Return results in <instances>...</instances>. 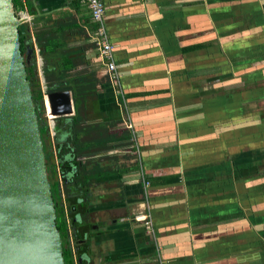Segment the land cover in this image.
<instances>
[{"label":"crops","instance_id":"obj_1","mask_svg":"<svg viewBox=\"0 0 264 264\" xmlns=\"http://www.w3.org/2000/svg\"><path fill=\"white\" fill-rule=\"evenodd\" d=\"M102 2L117 80L84 6L18 12L51 35L55 80L76 84L61 89L73 114L46 123L53 146L78 132L67 187L92 264H264V0Z\"/></svg>","mask_w":264,"mask_h":264},{"label":"water","instance_id":"obj_2","mask_svg":"<svg viewBox=\"0 0 264 264\" xmlns=\"http://www.w3.org/2000/svg\"><path fill=\"white\" fill-rule=\"evenodd\" d=\"M23 21L12 0H0V264H64L21 52ZM46 98L54 118L73 114L69 91L50 92Z\"/></svg>","mask_w":264,"mask_h":264},{"label":"trees","instance_id":"obj_3","mask_svg":"<svg viewBox=\"0 0 264 264\" xmlns=\"http://www.w3.org/2000/svg\"><path fill=\"white\" fill-rule=\"evenodd\" d=\"M13 7L16 13L23 11L24 9L28 12L29 15L35 16L36 12H33L31 10V6L29 3H27L25 6L22 4V0H12ZM30 22L26 21L23 22L19 26V39H20V45H21V52L23 56L25 57V68H26V73H27V78L30 82V89H31V96L33 103L35 105V110L37 114V119H38V125H39V131L41 134V140L43 144V151L45 155V163H46V171H47V178L50 183V190H51V195L52 199L54 201L55 205V214H56V225L57 229L60 234V238L62 240V247H63V260L64 264H74V261L71 257L70 251L64 247L63 241L66 236L65 232V223H64V214H63V209L60 206V196H59V190H58V182L57 181H52L50 180V174L54 176V167L55 164L51 165V161L53 158V152L51 150V140L48 137V128L47 124L45 123V119L43 117V103H42V89H41V84H40V79L38 76V68H37V62H36V57H35V47L37 48L38 55L40 56L41 59V65H40V70H41V75L43 78V83L45 85V91L50 93V92H55L57 91H62L61 89L64 87L70 88L72 95H76V86L75 83H72L70 80H55V73L53 71L48 70L47 64H46V59H47V54H52L50 50H48V47L50 45V41L52 38L50 34L47 33L45 24H41L40 26L37 24V22H33L30 24ZM50 33V32H49ZM56 46L59 48L61 47V42L59 44H56ZM65 84V85H64ZM57 85V87H54ZM60 85V86H58ZM62 85V86H61ZM68 90V89H66ZM74 121L75 117L72 116V122L68 126L70 128L71 125L73 124L74 126ZM74 132V135L69 138V141L67 144H64L62 146H59L56 142L54 144L55 146V154H57V165L59 166V170L63 175H67L68 171L70 170V165H79V158L77 154V134L78 132ZM72 144V145H69ZM73 146H76V150ZM73 147V149H72ZM72 150L71 154L75 156V159L73 161H66V153ZM55 157V156H54ZM52 170V171H51ZM79 179L76 177L75 180ZM85 186V185H84ZM73 199V198H72Z\"/></svg>","mask_w":264,"mask_h":264},{"label":"flooded vegetation","instance_id":"obj_4","mask_svg":"<svg viewBox=\"0 0 264 264\" xmlns=\"http://www.w3.org/2000/svg\"><path fill=\"white\" fill-rule=\"evenodd\" d=\"M19 15V13H17ZM22 16V15H21ZM52 152H56L55 147L51 146ZM56 155V154H55ZM55 164L54 167V176L50 174V180L58 182V192L60 196V206L63 209L64 214V223H65V232L66 236L64 238L63 244L64 247L70 251L71 257L74 261V264H92L90 256L86 253L84 249L85 232H82L83 219L81 215H77L79 212H83L78 208L80 202H82V198L80 199H71L76 197V190L70 192L68 190L67 185L74 184L78 180H75L78 177V166L70 165V170L67 175H63L59 170V166L57 165V159L52 158L51 165ZM52 171V170H51ZM84 190L82 189L81 194H83ZM75 200V201H74ZM84 233V234H83ZM62 244V240H61ZM63 251V247H62Z\"/></svg>","mask_w":264,"mask_h":264},{"label":"built area","instance_id":"obj_5","mask_svg":"<svg viewBox=\"0 0 264 264\" xmlns=\"http://www.w3.org/2000/svg\"><path fill=\"white\" fill-rule=\"evenodd\" d=\"M66 1L84 6L87 9L90 20L94 25V43L98 48L99 56L104 61L106 70L110 73L111 78L117 80L116 64L113 56V45L109 41V36L103 21L104 4L102 0H66ZM19 17L24 20L23 22L30 21V18L28 16L27 17L23 15L21 16V14H19ZM40 64H41V60H40ZM40 84L43 94L42 101L44 107V117L46 118V120L51 121L53 119V116L50 115L43 81L40 82ZM141 183L143 187L146 189L148 186V182L144 178H142ZM133 219L135 221L142 222L147 226L151 225L150 218L147 215H138L135 216Z\"/></svg>","mask_w":264,"mask_h":264},{"label":"rangeland","instance_id":"obj_6","mask_svg":"<svg viewBox=\"0 0 264 264\" xmlns=\"http://www.w3.org/2000/svg\"><path fill=\"white\" fill-rule=\"evenodd\" d=\"M35 57H36V62H37V68L39 69V67H40V56L38 55V52H37V48L36 47H35ZM38 75H39V70H38ZM40 82H42V80H40Z\"/></svg>","mask_w":264,"mask_h":264},{"label":"clouds","instance_id":"obj_7","mask_svg":"<svg viewBox=\"0 0 264 264\" xmlns=\"http://www.w3.org/2000/svg\"><path fill=\"white\" fill-rule=\"evenodd\" d=\"M41 60V59H40ZM47 94V93H46ZM42 103H43V101H42ZM43 111H44V107H43ZM43 115H44V112H43ZM44 117V116H43ZM54 118V117H53ZM44 119H45V123H46V118L44 117ZM47 124V123H46Z\"/></svg>","mask_w":264,"mask_h":264}]
</instances>
